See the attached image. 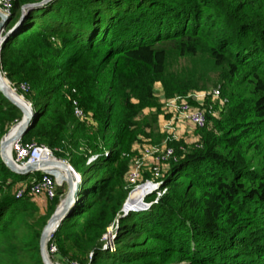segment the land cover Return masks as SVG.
Returning <instances> with one entry per match:
<instances>
[{"label":"trees","instance_id":"1","mask_svg":"<svg viewBox=\"0 0 264 264\" xmlns=\"http://www.w3.org/2000/svg\"><path fill=\"white\" fill-rule=\"evenodd\" d=\"M40 1L18 0L5 30ZM0 70L35 111L22 142L55 150L81 175L78 203L47 242L54 264H264V0H54L6 39ZM156 84L165 100L219 87L222 110L190 146L168 143L165 193L120 218L133 144L158 128ZM73 99L87 118L74 117ZM212 104L208 96L201 109ZM21 118L0 92V141ZM75 156L96 157L88 176ZM36 177L0 158V264H43L40 235L65 192L43 211L17 199ZM112 226L113 250L104 249Z\"/></svg>","mask_w":264,"mask_h":264},{"label":"built area","instance_id":"2","mask_svg":"<svg viewBox=\"0 0 264 264\" xmlns=\"http://www.w3.org/2000/svg\"><path fill=\"white\" fill-rule=\"evenodd\" d=\"M18 0H0V12L3 15L11 16L12 9L15 5V3ZM20 90L24 93L28 92L29 86L26 83H23L20 85ZM218 95V92H214V96ZM203 99L202 95H196L194 98ZM196 100V99H195ZM181 98H174L169 101V105L172 106L175 109L176 112V121L189 123L196 129H202L206 125V116L204 112L199 108L191 107L186 102H180ZM198 101V100H196ZM72 108H73V115L76 119H82L84 118V112L80 108L77 100H72ZM172 139L167 138L163 145L161 147H155L152 149V151H147L146 156L154 155L156 156L157 162H168L169 160L174 158V149L170 146H168V143L171 142ZM55 150H52L48 148L45 145H40L35 142L31 143H23L22 140H17L14 142L11 146L10 150V157L12 161L18 166V167H24L27 164H33V163H39L41 161H54L57 159L54 156ZM96 159L95 156H92L88 159L87 165L91 164ZM61 160V159H59ZM63 162L67 163V161L62 160ZM36 173H39V177L33 178L29 181V183H20L18 185V188L15 192V197L17 199L29 196L32 198H39V197H46L48 200H52L57 196V189L63 188L64 185H66V175L61 172L60 170L53 169V168H45L42 169ZM138 168H132L128 174L127 181L129 183L128 187H132L128 198L126 199L124 206L126 207L131 194L139 189L140 187L144 185H151L152 190L146 195H150L154 192H161L158 193L159 197L161 194L165 193V189L161 188V183L159 180L162 177V173L159 171V169L154 168L152 172L153 180L146 181L145 184H139L140 181V175H139ZM151 204H141V207L137 209H132L131 212H138L145 211L150 207ZM123 206V207H124ZM116 230V227L113 226L108 229V232L106 235H104L103 239L106 241V244L104 246V249L113 250V240L115 238L114 231ZM52 236V235H51ZM50 236V238H51ZM49 238V240H50ZM48 240V241H49ZM57 253V248L53 243H50L47 246V254L49 257H52ZM70 264H80L77 261H72Z\"/></svg>","mask_w":264,"mask_h":264},{"label":"water","instance_id":"3","mask_svg":"<svg viewBox=\"0 0 264 264\" xmlns=\"http://www.w3.org/2000/svg\"><path fill=\"white\" fill-rule=\"evenodd\" d=\"M54 0H42L36 3L24 4L20 7V18L12 29L6 31V26L9 23L11 16L3 15L0 12V50L6 39L13 34L20 23L23 21L28 12L42 8ZM0 92L2 95L14 105L22 114L21 120L12 126L9 131L2 137L0 141V158L3 164L14 174L26 176L32 173H36L45 168H53L60 170L66 175V193L62 200L55 208L54 212L46 222L42 229L39 241L40 255L43 264H54L47 254V242L50 236L57 230L61 222L70 214L71 210L78 203L81 178L78 173L67 163L62 160L55 159L54 161H41L39 163L27 164L24 167H18L10 157L11 146L17 140L23 138L24 134L28 130L31 122L35 117V111L32 104L24 99L22 95H19L10 85L9 81L2 74L0 70ZM17 98H21L23 102H20ZM140 211V209H138ZM131 209L122 208V215L120 218L125 217L130 213Z\"/></svg>","mask_w":264,"mask_h":264},{"label":"rangeland","instance_id":"4","mask_svg":"<svg viewBox=\"0 0 264 264\" xmlns=\"http://www.w3.org/2000/svg\"><path fill=\"white\" fill-rule=\"evenodd\" d=\"M154 92L161 102L160 119H159L160 121H159L158 126H157L158 128L156 129V127L152 126V125L148 129L145 128L146 133H149L151 135V138L146 139V138H144V136H140L139 141L134 143L133 147H132V151L135 154V156H133V159H132V168H138V171L140 173L139 174L140 175V181H139L140 185L145 184L146 181H150V180L154 179L152 176V172H153L154 168L159 169V171L163 175L168 170V167H169L170 161H168V162H157V160H155L156 156H154V155L146 156V155H148L147 151H152V149H154L155 147H161L167 138L172 139V141L181 140L188 146H190L191 144H193L197 140V136L195 133L196 128H194L189 123L176 121L175 109L169 105L170 100H165L163 98L162 88L159 84H156V86L154 88ZM214 92H218V95L214 96ZM196 95H202L203 99L202 100L198 99V96H197V98H194ZM208 96L211 97L213 104L209 105L208 107H205L203 110V109H201V104L204 103V100H206L208 98ZM219 96H220V88L219 87H215V88L210 87L209 90H207V91H191L186 96H177L176 98H181L180 102H186L191 107L201 109L204 112L205 116L211 115L213 117L214 116L218 117L221 110H222V108L220 106V102H219V100H220ZM195 99L198 101H196ZM215 104H216L217 109L214 108ZM153 112L154 111L147 109L143 112V114L140 116L139 119L140 120L145 119V116H148V114L153 113ZM84 115H85V118H87V115L86 114H84ZM162 135H164V136H162ZM158 136H160V138H158ZM255 139L253 141L257 142V140H255ZM75 161H76L77 170L80 173H82L84 176H88V174L90 173L89 167L84 164V162L81 160V158L79 156H75ZM128 186H129V183H128ZM147 186H150V185H144V186L140 187L139 189H137L136 191L140 190V191H145V193H146L148 190H150V188ZM62 189L66 193V190H67L66 185H64V187ZM130 189H132V187H130ZM136 191H134V192H136ZM65 193H64V196H65ZM158 193H162V191L161 192L158 191ZM158 193L154 192L148 196H145L144 200H142V203H144V204L156 203V201L159 198ZM141 194H142V192H141ZM162 195L163 194H161L160 197ZM64 196L61 198V200L64 198ZM153 197H154V200L150 201ZM42 198L43 197L38 198L37 203L39 206H43V209H44L45 203L42 202L43 201ZM132 201L133 200H131V198H130L128 201V206H132V205L136 204L135 202H132ZM140 201H141V199L139 200V202ZM139 202H138V205H139ZM43 209H42V211H43Z\"/></svg>","mask_w":264,"mask_h":264},{"label":"bare ground","instance_id":"5","mask_svg":"<svg viewBox=\"0 0 264 264\" xmlns=\"http://www.w3.org/2000/svg\"><path fill=\"white\" fill-rule=\"evenodd\" d=\"M20 102H23L22 101V99L21 98H17ZM78 175H79V177L81 178V175L78 173ZM147 187H149L150 188V190H148L146 193H145V191H141L142 192V196H141V201L139 202V205H138V202L135 204V205H132V206H128V203H127V205H126V207H125V209L127 210V209H137V208H139V207H141V204H142V200L145 198V196L152 190V186L150 185V186H147ZM145 188V187H144ZM139 199V200H140Z\"/></svg>","mask_w":264,"mask_h":264},{"label":"crops","instance_id":"6","mask_svg":"<svg viewBox=\"0 0 264 264\" xmlns=\"http://www.w3.org/2000/svg\"><path fill=\"white\" fill-rule=\"evenodd\" d=\"M160 119V115H159V117H158V123H159V120ZM32 178V177H31ZM30 180V179H29ZM43 197V196H42ZM39 198H41V197H39ZM34 199V198H33ZM37 199L38 198H35V201L37 202ZM43 199V201L42 202H44L45 203V206H44V208L46 207V204L48 203V199H46V197H43L42 198ZM40 208H42L43 209V206H40Z\"/></svg>","mask_w":264,"mask_h":264}]
</instances>
